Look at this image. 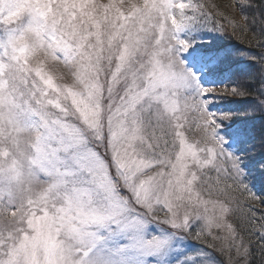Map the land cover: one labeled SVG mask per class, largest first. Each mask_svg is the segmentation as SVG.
Masks as SVG:
<instances>
[{
  "label": "snow or ice",
  "instance_id": "obj_1",
  "mask_svg": "<svg viewBox=\"0 0 264 264\" xmlns=\"http://www.w3.org/2000/svg\"><path fill=\"white\" fill-rule=\"evenodd\" d=\"M230 8L0 0V264H264V0Z\"/></svg>",
  "mask_w": 264,
  "mask_h": 264
},
{
  "label": "trees",
  "instance_id": "obj_2",
  "mask_svg": "<svg viewBox=\"0 0 264 264\" xmlns=\"http://www.w3.org/2000/svg\"><path fill=\"white\" fill-rule=\"evenodd\" d=\"M206 3H212L215 4L217 6L220 7L221 11H223L227 16L232 17L234 16L237 23L241 22L240 19V15L238 13V15H236V13H234L231 8H230V4H226L224 3V1H220V0H205ZM227 6V7H226ZM213 15H215V13H213ZM216 21H221L223 22V18L222 17H216ZM214 23V22H210ZM232 29L228 28L226 26V31L223 37L217 38L215 40H213V44L214 46L217 47H223V48H231L233 50H239L242 47H246L249 45H246L245 43H243L242 41H246L248 39L251 38V34H246L243 37H236L233 36L232 34ZM205 39H211V37L209 36H205ZM234 79H236L238 82L240 83H244L243 78L241 77H234ZM248 100H251L252 97H247ZM241 100V98H236V97H232V98H228V99H223L221 100L218 104L215 103L213 105L210 106V109L212 111H217V110H232V111H236L239 113V115L235 118L234 124L237 123H241L245 120H255V128L257 133L259 134L260 128H261V121L259 119V114H257L255 117L252 116H247V111L249 108V105L246 104L245 101H239ZM258 143V141H257ZM223 256V255H222ZM226 258V256H224ZM218 261H226L223 258H219L217 257Z\"/></svg>",
  "mask_w": 264,
  "mask_h": 264
},
{
  "label": "rangeland",
  "instance_id": "obj_3",
  "mask_svg": "<svg viewBox=\"0 0 264 264\" xmlns=\"http://www.w3.org/2000/svg\"><path fill=\"white\" fill-rule=\"evenodd\" d=\"M220 1H224V3H226V4H230V5L232 4V0H220ZM236 15H238V12L236 13ZM205 86H211V83L208 81H205ZM214 255L216 256V258L219 257L220 259L223 258L226 260V258L224 256H222L220 253H215Z\"/></svg>",
  "mask_w": 264,
  "mask_h": 264
}]
</instances>
